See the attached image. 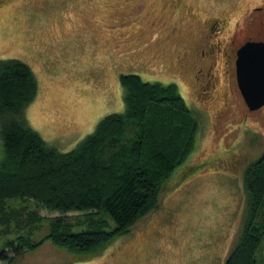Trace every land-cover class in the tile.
Here are the masks:
<instances>
[{
    "label": "rangeland",
    "instance_id": "374dc122",
    "mask_svg": "<svg viewBox=\"0 0 264 264\" xmlns=\"http://www.w3.org/2000/svg\"><path fill=\"white\" fill-rule=\"evenodd\" d=\"M263 6L264 0H0V60L31 69L38 94L26 116L58 151L75 148L103 117L123 113L121 74L175 84L200 126L193 151L161 187L159 208L127 233L85 257L49 241L29 250L5 241L9 235L0 238V264H224L243 225L244 175L264 153V107L246 110L220 64L204 93L198 69H181L176 61L177 48L169 44L176 33L165 37L178 26L195 37L199 22L215 18L226 25L224 34L236 32L241 41L256 30L245 24L259 16L252 9ZM256 35L264 41V31ZM37 210L42 222L33 229L35 243L46 238L55 217L75 232L87 228L88 219H103L105 231L114 227L91 211ZM254 256V264H264V233Z\"/></svg>",
    "mask_w": 264,
    "mask_h": 264
},
{
    "label": "trees",
    "instance_id": "16d2710c",
    "mask_svg": "<svg viewBox=\"0 0 264 264\" xmlns=\"http://www.w3.org/2000/svg\"><path fill=\"white\" fill-rule=\"evenodd\" d=\"M119 83L123 113L103 117L75 148L61 152L28 122L25 109L38 94L31 69L16 59L0 60L1 239L14 235L5 241L29 250L49 241L73 256H91L159 208L161 187L193 151L199 122L175 84L135 74H121ZM244 179L243 225L224 264L255 263L264 233V153ZM39 206L60 215L91 211L114 227L105 231L103 219H88L87 228L75 232L55 217L46 238L35 243Z\"/></svg>",
    "mask_w": 264,
    "mask_h": 264
},
{
    "label": "flooded vegetation",
    "instance_id": "af4514ba",
    "mask_svg": "<svg viewBox=\"0 0 264 264\" xmlns=\"http://www.w3.org/2000/svg\"><path fill=\"white\" fill-rule=\"evenodd\" d=\"M263 9L264 6L252 9L257 11V15L259 16L254 15L252 18H249V22L245 21V24H249V28L252 27V25L255 26L256 30L254 33L247 34V31L246 34L241 35L245 37L241 41L236 32L231 33L229 36L224 34V27H226V25L222 20H216L215 18L209 19L207 21V25L199 22V24H197L196 28L194 29L196 31L195 37L192 31L189 29L188 31H190L189 33L191 36L183 34L181 32L182 27L180 26H178V31H175L174 33L173 31L167 33V37H165V39L170 38L176 33L175 37L173 38L175 41L169 43L172 49L177 48L176 57L178 58L176 61L178 62L179 66H181V69H188L189 64L191 65V69H198L195 78L197 80L196 82L202 84L204 83V86L202 87V91H204V93L208 91L207 84H210L212 82L211 80L215 78L214 68L217 66V64H220L223 70L222 74L225 77L233 76V80L235 81L234 86L241 96L236 80V55L241 46L247 42H264L263 40H257L255 37L257 36L256 34H261L264 31ZM253 13L255 12L253 11ZM177 23L178 22H174L170 28L177 25ZM222 35H225L226 37ZM192 36L193 39H191L192 41L190 40L191 43L189 42L187 44V38ZM214 51L217 54L215 58L213 56L215 53Z\"/></svg>",
    "mask_w": 264,
    "mask_h": 264
},
{
    "label": "water",
    "instance_id": "95a60500",
    "mask_svg": "<svg viewBox=\"0 0 264 264\" xmlns=\"http://www.w3.org/2000/svg\"><path fill=\"white\" fill-rule=\"evenodd\" d=\"M238 90L248 111L264 107V42H247L236 55Z\"/></svg>",
    "mask_w": 264,
    "mask_h": 264
}]
</instances>
